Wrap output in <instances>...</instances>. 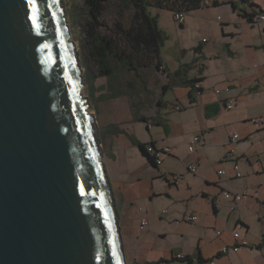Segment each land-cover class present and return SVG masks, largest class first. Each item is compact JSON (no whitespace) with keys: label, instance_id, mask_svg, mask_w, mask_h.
<instances>
[{"label":"crops","instance_id":"crops-1","mask_svg":"<svg viewBox=\"0 0 264 264\" xmlns=\"http://www.w3.org/2000/svg\"><path fill=\"white\" fill-rule=\"evenodd\" d=\"M252 4L264 8V0H210L209 5L188 12H197L201 28L210 16L205 9L227 6L228 20L220 25L221 37L210 45L206 38L200 40L201 52L194 51L188 62L180 60L182 52L172 66L159 56L156 61L165 72L154 89L149 83L158 82L160 72L141 76L137 67L130 73L133 81L127 82L134 94L131 103L120 99L121 77H106L96 87L93 107L126 264H190L191 259L264 264V127L253 122L264 117V22L246 21L244 13L256 8ZM185 64H191L187 76H174ZM192 79H199L203 88L194 102L186 84ZM134 81L142 89L133 87ZM169 91L174 94L172 103L166 100ZM229 101L234 103L231 109L226 106ZM233 133L240 139L231 143ZM197 135L201 141L190 152ZM138 143L167 145L172 153L154 165ZM231 150L233 154L228 155ZM219 170L225 173L220 175ZM170 174L179 175L178 180H171ZM224 190L249 194L232 210L229 200L215 201ZM190 215L197 219L188 221ZM142 221L147 222L143 229ZM236 231L249 244L219 254L222 247L240 240L233 236Z\"/></svg>","mask_w":264,"mask_h":264},{"label":"water","instance_id":"water-1","mask_svg":"<svg viewBox=\"0 0 264 264\" xmlns=\"http://www.w3.org/2000/svg\"><path fill=\"white\" fill-rule=\"evenodd\" d=\"M61 0H0V264H126Z\"/></svg>","mask_w":264,"mask_h":264},{"label":"rangeland","instance_id":"rangeland-1","mask_svg":"<svg viewBox=\"0 0 264 264\" xmlns=\"http://www.w3.org/2000/svg\"><path fill=\"white\" fill-rule=\"evenodd\" d=\"M61 4L65 10L66 21L69 31V39L74 43L75 51L77 53L78 63L80 65V76L82 81L81 95L87 105V111L94 117V122L98 129L97 136L100 141V148L102 150L101 161L104 164V169L106 170L105 164V148L102 145L101 132L99 128V119L97 113H95L93 103H97L96 98L98 91L97 86H101L106 81V76H98L97 65L93 58L90 56V47L88 44V38L86 34V23H87V5L86 0H61ZM227 6H222L221 8H215L211 6L210 9H205V12L210 16L205 25L200 28L198 24L197 12L187 13L186 21L184 24L178 23L174 18V11L168 8H158L155 6H149L148 12L153 17H156L159 29L162 32V42L160 46L159 55L164 62L174 65L178 62L177 54L182 52L181 59L182 62H188L194 56L195 52L193 47L197 46L199 41L206 38L208 44L210 45L215 38L221 37L222 32L220 25L223 20H228ZM220 16V18H219ZM103 25L100 28V32L106 34L107 36L115 39L119 47L125 46L122 40V35L117 27V22L119 21L123 28L128 29L134 21V9L133 7H124L121 5L120 0H108L106 4V10L102 17ZM251 24V23H250ZM182 50V51H181ZM141 62H147L148 66H143V63L137 64L141 68V76H152L153 72L159 71L160 73L156 76L157 81L151 80L149 86L152 89L160 86V77L164 74L165 68H158L156 66L157 61L151 59L145 54H139ZM163 65V64H162ZM134 75L124 72L121 77V84L118 88L122 90L120 99L124 103H131L133 99V93L131 94L130 87L127 84L128 81H133ZM118 86V85H117ZM135 88L142 89V84L140 82L134 81ZM141 95L143 91L141 90ZM131 96V97H130ZM145 96L149 94L145 93ZM166 100L170 103L174 100V94L169 91L166 95ZM183 102L187 100L182 98ZM108 175V174H107ZM112 187V186H111Z\"/></svg>","mask_w":264,"mask_h":264},{"label":"trees","instance_id":"trees-1","mask_svg":"<svg viewBox=\"0 0 264 264\" xmlns=\"http://www.w3.org/2000/svg\"><path fill=\"white\" fill-rule=\"evenodd\" d=\"M107 2L108 0H86V34L90 47L89 53L97 65L98 76H106L108 79L113 78L115 80L122 77L124 72L131 73L136 71L138 63H143L145 67L148 66L147 62H141L140 58L138 60L139 54H145L151 59H157L160 56L159 51L163 36L156 17H153L148 12L149 6L168 8L173 10L174 13L176 11L188 13L205 5L202 0H120L121 5L124 7H133L134 9V21L128 29L123 28L119 21L117 22V27L125 44L123 48L117 45L115 39L100 32ZM214 4L217 5L219 3L214 2ZM252 5L256 8L250 12H264V8L261 6ZM250 12H245L244 17ZM194 51L196 53L201 52V47H195ZM156 66L160 68L162 63L158 62ZM190 67L191 64H185L173 72V75L180 78L187 76ZM197 81L200 82L199 79H192L186 83L191 87L189 93L191 102L195 101L196 90L194 84ZM200 90L203 91V88H200ZM211 114L209 113V115ZM147 145L138 143L141 151L156 165L154 159L147 152Z\"/></svg>","mask_w":264,"mask_h":264},{"label":"built area","instance_id":"built-area-1","mask_svg":"<svg viewBox=\"0 0 264 264\" xmlns=\"http://www.w3.org/2000/svg\"><path fill=\"white\" fill-rule=\"evenodd\" d=\"M203 4L205 5H209L210 4V0H202ZM186 15L187 13L185 11H176L174 13V18L175 20L180 23L181 25L185 23L186 21ZM246 21L253 24V23H259V22H264V12H260V11H253L250 12L247 16H246ZM161 68H165L163 65ZM194 88L196 90V95H200L202 93V91L200 90L201 84L199 81L195 82L194 84ZM217 93H220L221 90L217 89L216 91ZM227 108L231 109L234 107V103L232 101H229L227 103ZM182 108V106L180 104H178L176 106L177 110H180ZM253 122L256 124H259L261 126L264 127V117H260V118H255L253 119ZM230 142L234 143L237 142L240 139V135L238 133H233L230 135L229 137ZM201 141V137L199 135L195 136L192 140V144L189 147L190 152L194 151V145L197 143H200ZM147 152L148 154L154 159L155 164L156 165H160L163 162V158L166 155H169L172 153V149L171 147L165 145V146H161L158 147L153 143H149L146 146ZM233 154V150H231L228 155H232ZM235 169L237 170L236 176L240 177L242 176L241 171L239 170V165L235 164ZM190 170L192 172L196 171V167L191 166ZM225 171L224 170H219V174L222 175L224 174ZM169 178L171 180H178L179 175L177 174H170ZM248 191H244V192H231V191H227L224 190L222 191L221 195H219L215 201L216 202H220L221 200L225 199V200H229L232 203V207L231 209L234 210L247 196H248ZM197 217L190 215L187 217L188 221H194L196 220ZM147 222L146 221H142V225L141 228L143 229L146 226ZM218 234H220V232H218ZM233 236L235 239H240L238 242H235L233 245L231 246H224L220 249L219 254H226L229 252V250L233 249V250H239L242 247H245L249 244V242L245 239H241L240 238V234L238 231L233 233ZM178 258L180 259H186V256L184 255H178ZM190 264H214L213 259H208V260H200V259H191ZM161 264H168L167 261H163Z\"/></svg>","mask_w":264,"mask_h":264}]
</instances>
